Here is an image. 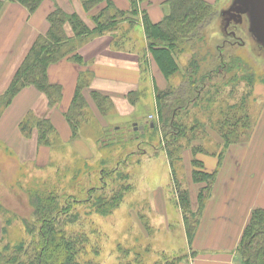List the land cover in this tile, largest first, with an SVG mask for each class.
Returning a JSON list of instances; mask_svg holds the SVG:
<instances>
[{
    "label": "trees",
    "instance_id": "obj_1",
    "mask_svg": "<svg viewBox=\"0 0 264 264\" xmlns=\"http://www.w3.org/2000/svg\"><path fill=\"white\" fill-rule=\"evenodd\" d=\"M10 1L20 3L32 13L40 7L44 0ZM129 1L131 9L128 11L120 9L113 0H80L85 16L80 12L69 13L57 6L48 15L49 30L45 35H40L37 38L17 68L6 91L1 94L0 107H8L14 98L27 87H34L44 93L48 99V106L51 108L57 106L61 100L62 87L50 82L49 67L63 59L82 63V56L78 51L76 52L79 43L114 33L121 28L122 22L126 20L130 21L132 25L139 24L137 16L140 15L147 40L145 57L143 55L146 63L143 73L145 76L149 73L147 60V53H149L154 64L168 81H171L174 76L179 77V81L175 85L170 84L164 89L156 88L158 113L155 120L149 122L154 126L149 124L147 129L154 134L161 132L160 147L166 153L172 176V181L168 186L175 193V202L183 213L184 228L189 245L197 230L198 215L202 207L195 211L190 192L179 181L174 165L182 162L184 149L192 148L194 156L198 153L218 154L221 160L231 145L243 141L241 136L245 135L252 126V119L247 107L250 93L246 89L237 101H231L229 94L221 95L227 84L232 81L238 83L241 80H237V75L233 72L234 63H227L222 50H216L214 54L210 49L207 50L204 47L207 39L205 27L215 12L212 3L206 0H167L170 7L169 13L161 21L153 22L144 10H142V14L139 13L137 0ZM2 7L3 2H0V10ZM87 17L90 18V21L87 20ZM117 42L120 43L119 40ZM181 57H186L184 63L181 61ZM91 78L90 71L81 73L75 96L69 110L65 113L74 139L81 137V134L85 132L86 124V128L90 127L88 121L90 107L84 91L90 87ZM245 78L250 80L248 83L253 81L252 77L245 76ZM216 79L217 81H215ZM222 80L223 82H221ZM91 96L99 111L107 115L111 108L109 98L93 90ZM131 99L135 100V98ZM196 107H202L205 117H194L193 122L188 123L192 111L197 109ZM187 118L189 119L187 120ZM31 120V116L22 119L21 130L27 136L31 135L32 137L34 133H37L38 145H55L57 129L52 119L41 117L37 121ZM104 131L102 135H104ZM136 132L130 134V138L133 136L135 140H139L141 137L135 136ZM144 132L140 134L143 135ZM213 133H217L218 138L215 139L221 146L218 153L210 152L202 144H193L199 139L209 140V135ZM103 139L102 137L98 138V140ZM115 142L117 141L106 140L103 145H112ZM123 157L122 155L119 160V167L127 165L130 160V158L124 159ZM108 160L105 159L104 163H107ZM84 165L90 167L87 163ZM192 166L193 181L199 184L205 183L202 187L207 188L215 179L216 170L213 172L205 170L203 161L197 157L192 159ZM119 167L115 166L112 169L108 165L101 168L100 181L97 185H92L86 190L80 188L81 192L85 194L82 196L83 199L68 193L64 196V201L61 202L55 193L41 194L40 191H34L31 194V202L40 227L37 224H31L27 219L24 220L27 229L33 235V240L29 244H26V240H19L14 244L12 242L5 243L3 251H0V264H97L91 258L86 261L80 260V256L88 244L87 234L85 232L67 233L65 228L78 219L79 214L74 211L77 204L91 203L93 208L97 206L96 210L102 215L110 214L117 208L127 190L131 188L129 174L124 169L120 170ZM90 168L93 169V167ZM74 172L76 173V170ZM96 172H98V167H96ZM115 174H117L116 181L118 182L115 181L117 185L108 194L105 189L108 185L106 179L114 177ZM100 186L105 190L100 189ZM207 196L204 190H201L199 195L201 206ZM0 215L3 216L4 221L9 218L8 225L11 223L10 212L1 203ZM63 217L66 218L65 221L62 220ZM3 233H5L4 229ZM37 233L38 237L36 238ZM149 251L150 248L145 252ZM95 253L98 254L99 251H95ZM127 253L128 251L124 249V254L121 253V257L126 256ZM144 254L140 257L141 253H136L134 259L137 264H145ZM187 257L188 252L178 254L163 251L159 253L158 260L152 264H178ZM238 257L239 264H264V208L256 207L252 210L238 246ZM119 264L127 263L120 262Z\"/></svg>",
    "mask_w": 264,
    "mask_h": 264
},
{
    "label": "rangeland",
    "instance_id": "obj_2",
    "mask_svg": "<svg viewBox=\"0 0 264 264\" xmlns=\"http://www.w3.org/2000/svg\"><path fill=\"white\" fill-rule=\"evenodd\" d=\"M78 1L80 2V0ZM142 1L137 0L139 13L141 14L143 10ZM240 1L216 0L213 3L215 12L205 27L207 39L204 43L205 49H210L214 54L216 50H222L227 63H234L233 72L237 75V80H241L238 83L232 81V83L227 84L221 95L229 94L231 101H237L246 89L250 93L247 107L252 119V126L245 135L241 136L243 141L233 144L232 147L230 146L233 148L234 156L230 155L229 159L230 163L235 164V167L240 163L247 164L244 161L245 155L250 156V160L255 161L252 165H258L256 155H259L260 147H258V144L256 145V142L258 141L257 138L262 139V137L259 131L256 132V129L264 114V39L259 37L254 27H257V21L253 9L248 13H241L236 8L233 12L238 16L235 18L229 14V10L239 6ZM166 7L168 9V6ZM80 8L85 16L81 5L77 10H80ZM87 20L90 21V18L87 17ZM137 21L142 24L140 15L137 16ZM131 28L133 31H131ZM139 31L141 32V27L135 24L133 27L124 28L122 32L128 38L133 39L136 46L141 49L144 41ZM121 36L124 37L125 35L121 33ZM124 44L129 45L130 39L124 41ZM185 60L186 57H181L183 63ZM154 70L158 73V86L160 89L165 88L167 82L163 74L156 65H154ZM245 76L252 77L253 81L248 83L250 80H247ZM172 78L171 84H177L179 77L174 76ZM145 85L148 87L147 95H151L153 85L150 77ZM6 89L0 93V96ZM29 96H31V99L34 97L33 95ZM88 98L90 103L94 102L91 96ZM152 99H154L153 96H150V101ZM13 102L8 107H0V203L8 209L12 216L11 223L8 225L7 220L9 218L5 216L7 220L4 221L3 216L0 215V251H3L5 243L12 242L14 244L19 240H26V244H29L33 240V235L27 229L24 220L27 219L31 224H37L40 227L31 202V194L34 191H40L41 194L55 193L61 202L64 201V196L68 193L75 194L78 198L83 199L82 196H85V194L81 192L82 189L80 188L86 190L92 185H97L100 181V169L108 165L112 169L115 166L119 167L118 163L123 155L124 159L130 158V160L127 165H120L119 169H124L129 174L131 188L125 193L122 202L112 213L107 215L99 213L96 210L97 206L93 208L91 203L77 204L74 211L79 214L78 219L65 228L67 233L85 232L88 236V244L81 254L80 260L86 261L91 258L97 264H119L120 262L137 264L136 259H134L136 253H141L139 255L141 257L150 248V251L144 254L143 260L145 264H152L158 260V254L163 251L178 254L188 252L183 213L175 202V193L168 186L172 181V176L170 175L166 153L160 147L161 132H155L154 134V132L147 129L151 123L147 121L137 122V120L133 122L112 121L111 127H103L104 129L99 135L100 129L95 131V125L90 122L89 126L94 129V132L104 138L98 141V145L91 146L89 141L84 143L80 139L72 138L65 114L61 113L59 108L55 114L60 118L57 119L56 117L57 120H55L58 127L56 136L59 139V144L56 146H41L37 143V133H34L33 137L31 135L27 136L21 130V125H19V128L22 137L16 136L12 127L17 114L20 113V103L17 102L16 106H12ZM148 107V110L151 109L147 113L149 115L148 121L152 122L155 120L151 118V115H154L152 109L157 114L158 107L155 109L152 104H149ZM48 110H51L50 106ZM48 110L47 112H49ZM27 114L32 117L31 121H37L41 117L51 119L50 112L40 116L38 111L32 110ZM27 114L23 120L28 117ZM95 116L88 109V121L94 119ZM110 116H114V114ZM96 117L100 118L102 124L104 123L102 118H108L100 115ZM190 117V119L187 118V120L189 119L188 123H192L194 117H205L202 107L194 109ZM58 120L61 121L60 127L58 126ZM63 124L70 135L63 130ZM86 126L84 129L93 133L91 128H86ZM140 126L146 127V130H141V132L145 131L143 135L140 134ZM136 127L137 130L139 129L138 132H136ZM103 131L104 135H102ZM135 132V136L138 135V138L141 135L139 140H135L133 136L130 138V134ZM216 135L217 133H213L209 137L216 141L215 138H218ZM82 139L84 138L82 137ZM106 140L117 142L112 145H103ZM201 140H196L193 144H204L211 152L217 153L220 151L221 146L217 142L206 145ZM127 141H129V144H127ZM182 153L183 156L186 153L189 158L197 157V155L194 156L192 148L184 149ZM226 154L229 153L226 152ZM105 159H109L107 163H104ZM86 163L93 169L84 165ZM96 167H98V172H96ZM191 167L193 168V166ZM174 168L178 173L179 181L183 185L182 176L185 175L183 163H176ZM116 175L106 179L108 185L105 189L108 194L117 185L115 183L117 180ZM183 187H185V184ZM100 189L105 190L103 187ZM193 194L195 197L196 193ZM195 207L194 205V209ZM67 217L70 218L69 215ZM62 220L65 221L66 218L63 217ZM3 229L5 233H3ZM124 249L128 253L126 256L121 257L124 254ZM95 251H99V253L96 254Z\"/></svg>",
    "mask_w": 264,
    "mask_h": 264
},
{
    "label": "crops",
    "instance_id": "obj_3",
    "mask_svg": "<svg viewBox=\"0 0 264 264\" xmlns=\"http://www.w3.org/2000/svg\"><path fill=\"white\" fill-rule=\"evenodd\" d=\"M114 1H117L115 2L117 3L116 5L122 10L129 11L131 9L129 0ZM206 1L213 4L216 0ZM0 2H3V7L0 10L1 93L8 87L17 68L37 38L40 35H45L49 30L48 15L57 6H60L69 13L82 12L81 8L77 10L79 5H81L78 0H44L40 7L32 13L20 3L10 0H0ZM166 6L170 10L167 0L142 1L143 10L153 22L161 21L169 13ZM134 25L126 20L122 22L121 28L114 33L88 39L81 44L79 43L76 52L78 51L82 56V63L63 59L49 67L50 82L62 87L60 103L51 108L50 111L48 110V99L44 93L34 87L25 88L12 104V106H16L17 102L20 103V113L17 114L12 127L16 136L22 137L19 123L32 110L38 111L40 116L50 112L52 122L58 130L55 120L60 118L55 116V114L59 108L61 109L60 112L64 114L69 110L75 96L79 77L83 71L87 70L92 73L90 87L84 91L89 103V109L96 116L100 115L109 118H102L104 120L103 124L100 118L96 116L89 121L95 125V131L100 129L99 135H101V131L105 127H111L112 121L133 122L137 120V122H150L148 121L149 115L147 113L151 109L148 110V106L152 104L155 109L157 108L156 88L160 89L158 86V73L154 70L155 64L149 53H147L149 73L146 76L143 73V67L146 64L143 55L145 57L147 50V40L143 26L140 23L137 24L141 27L139 34L143 36L144 41L143 46L141 43V49L136 46L133 39L128 38L122 32L124 28L133 27ZM131 31H133L132 28ZM121 33L125 36H121ZM127 39H130L129 45L123 43ZM116 40H119L121 44ZM146 67L148 68V66ZM149 77L153 85L151 95H147L148 87L145 85L148 83ZM166 82L167 86L171 84V81L167 79ZM92 90L109 98L111 108L107 115L99 111L95 102L90 103L88 97L91 96ZM29 95H33L34 97L31 99ZM150 96L154 98L151 101ZM131 98H135V100L132 101ZM152 111H154V114L156 113L154 109ZM112 114L114 116H110ZM116 116L118 117L116 118ZM60 124L61 121L58 120L59 127ZM63 126L65 133L67 132L70 135L64 124ZM91 131L94 134L85 130L80 138L75 139H80L84 143L85 141H89L91 146L98 145V138L100 136L94 132V129L91 128ZM257 131H259L262 137V139L257 138L258 141L256 142V145L258 144V147H260L259 155H256L258 157L256 159L258 165H252L255 161L250 160V156L245 155L244 161L247 164L240 163L235 167V164L230 163L229 159L230 155L234 156L233 148H231L232 145L226 150L229 154L225 152L221 160L218 154H197L198 159L203 161L205 170L209 172L216 170V177L207 188L202 187L204 183L199 184L192 181L193 168L191 167V163L193 157L189 158L184 153L183 160L180 162L181 164L183 163L185 172V175L182 176L183 185L185 184L184 188L189 190L191 199L193 198L192 204L194 202L193 206H196L195 211H198L199 207H202V209L198 215L199 223L197 230L192 242L188 245V257L181 260L178 264H239L238 246L251 217L252 210L256 207L264 208V114L260 119ZM201 141L206 145L216 142L210 137L209 140ZM57 144H59V139L56 136L55 146ZM201 190H204L208 195L203 206L199 203ZM193 193H196L195 197Z\"/></svg>",
    "mask_w": 264,
    "mask_h": 264
},
{
    "label": "water",
    "instance_id": "obj_4",
    "mask_svg": "<svg viewBox=\"0 0 264 264\" xmlns=\"http://www.w3.org/2000/svg\"><path fill=\"white\" fill-rule=\"evenodd\" d=\"M245 7V9H244ZM238 8V11L241 13H248L253 9L255 19L257 21V27H255L256 32L258 33L259 37H263L264 39V0H241L239 3V6H235L231 10H229V14H231L234 18L238 16V14H235L234 16V9ZM232 19V17H231ZM230 19V20H231ZM151 126L153 127L154 124L151 123ZM137 129V127H136ZM140 130H144V126L139 127Z\"/></svg>",
    "mask_w": 264,
    "mask_h": 264
},
{
    "label": "built area",
    "instance_id": "obj_5",
    "mask_svg": "<svg viewBox=\"0 0 264 264\" xmlns=\"http://www.w3.org/2000/svg\"><path fill=\"white\" fill-rule=\"evenodd\" d=\"M156 117H157V116H156ZM151 118H152V120H153V119H155V116H154V115H151Z\"/></svg>",
    "mask_w": 264,
    "mask_h": 264
},
{
    "label": "flooded vegetation",
    "instance_id": "obj_6",
    "mask_svg": "<svg viewBox=\"0 0 264 264\" xmlns=\"http://www.w3.org/2000/svg\"><path fill=\"white\" fill-rule=\"evenodd\" d=\"M234 16H235V13H234Z\"/></svg>",
    "mask_w": 264,
    "mask_h": 264
}]
</instances>
